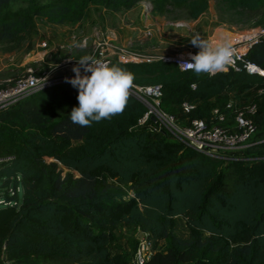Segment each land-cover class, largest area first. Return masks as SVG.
Returning a JSON list of instances; mask_svg holds the SVG:
<instances>
[{
    "label": "trees",
    "instance_id": "16d2710c",
    "mask_svg": "<svg viewBox=\"0 0 264 264\" xmlns=\"http://www.w3.org/2000/svg\"><path fill=\"white\" fill-rule=\"evenodd\" d=\"M0 0V43L37 35V22H84L91 6L128 11L152 1L185 10L191 20L209 0ZM238 15L264 12V0H217ZM245 62L264 71V39ZM117 65L140 86L161 87L160 109L177 122L209 120L216 108L256 104V132L247 146L211 159L149 120L129 96L121 115L81 127L70 119L78 89L47 88L0 112V264H130L118 244L120 227L147 235L154 253L145 264H264V76L240 67L214 76L162 61ZM193 86V87H192ZM195 104L184 115L182 102ZM227 111L228 123L233 122ZM125 188L131 197L124 200ZM22 194L21 199L19 195ZM181 219L187 236L175 232ZM161 248H158L161 245Z\"/></svg>",
    "mask_w": 264,
    "mask_h": 264
},
{
    "label": "built area",
    "instance_id": "2783aa9c",
    "mask_svg": "<svg viewBox=\"0 0 264 264\" xmlns=\"http://www.w3.org/2000/svg\"><path fill=\"white\" fill-rule=\"evenodd\" d=\"M144 19H147V16ZM261 39H264V29L262 28L248 31L231 40L229 43L234 49V58L228 69L239 70L242 67L248 73L264 76L263 70L254 64L245 62L244 59L250 48ZM37 47L41 53H37L39 59L36 60V63H44V58L59 53H65V57L49 69L29 67L23 75L15 80H0V112L13 108L42 90L66 84L65 77L72 78L75 75L72 68L78 64V59H80L73 55L75 48L89 51L88 55L109 65L113 61L121 64L162 61L174 64L184 72L190 70L180 65L191 62L189 53H198L193 49H187L160 57L144 56L133 52L126 44H121L114 31H94L89 36L82 32L72 31L67 33L58 44L48 40L42 41ZM81 72L83 74V70ZM257 94L259 96L264 94V86ZM161 95V87L158 85L140 86L134 83L129 96L140 101L146 108V113L139 121V125L146 124L153 117L154 124L160 131L163 122H165V130L187 146L211 159H225L227 154L243 150L256 132L253 117L257 107L254 103L237 106L230 100L225 106V110L214 109L209 120L186 118L180 123L160 109ZM180 108L184 115H188L194 110L195 104L184 101ZM227 111L233 117L232 124L227 122ZM12 159L11 155L0 156V167ZM0 205L6 206L10 203L0 198ZM153 253L151 241L147 239L146 234L141 233L132 253L130 264H145Z\"/></svg>",
    "mask_w": 264,
    "mask_h": 264
},
{
    "label": "rangeland",
    "instance_id": "374dc122",
    "mask_svg": "<svg viewBox=\"0 0 264 264\" xmlns=\"http://www.w3.org/2000/svg\"><path fill=\"white\" fill-rule=\"evenodd\" d=\"M26 0H15L10 9L16 11L24 9ZM42 3L47 0H42ZM132 16L143 22V27L135 34L124 33L118 40L126 44L133 52L144 56L160 57L172 55L188 48L199 51L191 43V38L199 34L201 38L209 41L213 46L227 40L230 42L238 35L246 34L255 29H264V12L244 13L238 15L227 11L217 0H209L208 9L197 20L188 18L185 10L166 5L164 12L155 11L152 1H142L133 7ZM127 11L111 12L101 9L99 6H91L84 22L67 26L48 25L44 21L37 22V35H23L19 42L0 43V80H15L26 72L29 67L34 69H49L53 64L59 63L65 57V53L55 54L44 58V63H36L39 59L37 53L41 50L37 47L42 41L60 43L67 33L72 31L90 35L94 31H114L117 37L122 32L119 27L130 23V19L124 15ZM134 13V14H133ZM131 16V15H130ZM147 16V19L144 17ZM140 23V22H139ZM89 51L75 48L74 56L81 58L88 55ZM165 122L161 128L165 129ZM160 128V127H159ZM239 152V151H237ZM235 153V152H233ZM131 192L125 188L124 200L131 197ZM22 194L19 195L21 199ZM3 206L0 205V209ZM175 233L180 237L187 236V230L181 219H176ZM141 237L138 230H128L120 227L116 232L118 244L125 252L131 254V248L135 247ZM163 244L159 245L161 248ZM131 247V248H130ZM156 251V250H154Z\"/></svg>",
    "mask_w": 264,
    "mask_h": 264
},
{
    "label": "clouds",
    "instance_id": "9594fccd",
    "mask_svg": "<svg viewBox=\"0 0 264 264\" xmlns=\"http://www.w3.org/2000/svg\"><path fill=\"white\" fill-rule=\"evenodd\" d=\"M191 43L199 49L196 54L189 53L191 62L182 63L187 70L196 75L214 76L226 72L233 63L234 49L227 41L213 46L199 34L191 38ZM83 70V74L81 72ZM75 74L65 81L78 89V107H73L70 119L81 127H91L93 122L111 120L123 114L130 89L134 86V76L117 65H109L92 55H84L72 68Z\"/></svg>",
    "mask_w": 264,
    "mask_h": 264
},
{
    "label": "crops",
    "instance_id": "0c3cea01",
    "mask_svg": "<svg viewBox=\"0 0 264 264\" xmlns=\"http://www.w3.org/2000/svg\"><path fill=\"white\" fill-rule=\"evenodd\" d=\"M133 9H134V8L128 10V11L124 14V15L127 17V19H128V18L130 19V23H127V24H124V23H123V25L119 27V29L122 31V32L119 34L120 37H118V38H120V39L123 38V34H124V33H126V34H127V33H131V34L133 35V34L136 33V32H134V31H139V32H140V27H143V22H141V20L138 21V20L136 19L135 16H132ZM133 14H134V13H133ZM130 15H131V16H130ZM139 22H140V23H139ZM118 41H119V40H118ZM119 42H120L121 44H123V42H121V40H120ZM188 49H193V48H188ZM197 52H199V51H197ZM166 55H168V53H167ZM166 55H165V56H166Z\"/></svg>",
    "mask_w": 264,
    "mask_h": 264
},
{
    "label": "water",
    "instance_id": "95a60500",
    "mask_svg": "<svg viewBox=\"0 0 264 264\" xmlns=\"http://www.w3.org/2000/svg\"><path fill=\"white\" fill-rule=\"evenodd\" d=\"M150 120H151L152 122H154V121H155V119H154L153 117H151V118H150Z\"/></svg>",
    "mask_w": 264,
    "mask_h": 264
}]
</instances>
